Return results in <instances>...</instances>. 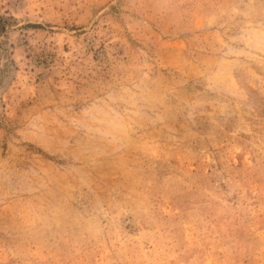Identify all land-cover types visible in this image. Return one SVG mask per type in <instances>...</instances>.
<instances>
[{
    "label": "rangeland",
    "instance_id": "rangeland-1",
    "mask_svg": "<svg viewBox=\"0 0 264 264\" xmlns=\"http://www.w3.org/2000/svg\"><path fill=\"white\" fill-rule=\"evenodd\" d=\"M0 264H264V0H0Z\"/></svg>",
    "mask_w": 264,
    "mask_h": 264
}]
</instances>
